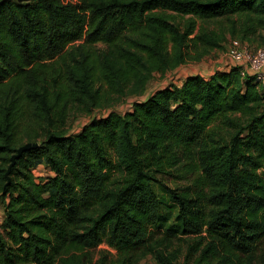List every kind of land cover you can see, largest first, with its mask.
<instances>
[{
	"label": "trees",
	"instance_id": "trees-1",
	"mask_svg": "<svg viewBox=\"0 0 264 264\" xmlns=\"http://www.w3.org/2000/svg\"><path fill=\"white\" fill-rule=\"evenodd\" d=\"M228 35L264 43V0H0V264H92L102 242L115 251L99 249L96 264H185L172 245L189 236L195 264H264V87L253 74H189L91 116ZM70 107L89 116L76 133L61 127ZM25 120L41 144L6 176ZM183 156L185 183L157 177ZM41 163L53 174L36 181Z\"/></svg>",
	"mask_w": 264,
	"mask_h": 264
},
{
	"label": "rangeland",
	"instance_id": "rangeland-1",
	"mask_svg": "<svg viewBox=\"0 0 264 264\" xmlns=\"http://www.w3.org/2000/svg\"><path fill=\"white\" fill-rule=\"evenodd\" d=\"M13 1L26 3L31 0H13ZM173 15L174 17L172 19L176 23H180V24H183L188 17L187 15H181L178 13H175ZM201 26L207 29H211L217 27V23L213 21H209L205 23L202 21H198L197 28ZM230 38L233 37L228 35L227 39L222 42V46L220 48L213 49L211 52L204 55L199 60H189L184 64L180 65L179 67H177L176 69L168 70L164 74H161L159 72L153 74V76L146 85L145 92L142 95L128 94L126 96H123L117 101L112 102L110 105H107L106 107L95 108L91 116H101L109 109H112L119 113H123L124 111L127 110V108L131 107L130 105L133 103V101L141 100L147 97L154 90L166 84L180 83L189 74L200 73L204 76H207L215 69L220 67V65H222L226 51L225 47L228 44ZM251 45L257 46L256 44H251ZM261 45L264 46V43L258 44V46ZM55 61L56 59L47 61L46 66L47 67L55 66ZM88 119L89 116L85 114L83 111L79 110V108L70 107L69 113L66 116L65 124L61 125V127L65 131H67V133H76L80 130L81 126L88 121ZM27 124H28L27 120H25L24 122L21 121L18 124V131H19L18 142L20 145L29 141V139L25 137L22 131V129H24ZM223 132L225 135H228L227 129H225ZM41 138L42 137L39 136L35 139L38 144H41ZM187 160L188 159L185 156H183L177 167L175 168L167 167L166 172L158 174L157 177L160 178L164 183H166L169 186L182 185L186 181V179L184 178L185 172L183 168V165L185 164L183 163H186ZM179 169L182 170V172H180ZM33 173L35 174L36 181H39L45 176H51L53 174L52 170L44 163L37 165V167L33 169ZM1 209H2V201L0 199V210ZM193 238L195 237L189 236L185 238L174 239V244L172 245V248H175L177 250L178 260L180 262H184L185 264H195L194 259L198 255V251L194 250V247H190L191 244H188L194 240ZM99 249H106L109 250L110 252L115 251L114 249L109 247V245H107L106 242L100 243L97 246V248L94 250L95 256L92 264H96L95 260L98 258ZM138 264H157V261L152 255L148 254L144 256Z\"/></svg>",
	"mask_w": 264,
	"mask_h": 264
},
{
	"label": "built area",
	"instance_id": "built-area-1",
	"mask_svg": "<svg viewBox=\"0 0 264 264\" xmlns=\"http://www.w3.org/2000/svg\"><path fill=\"white\" fill-rule=\"evenodd\" d=\"M225 50L227 63L224 66H238L242 75L253 74L264 87V46H253L238 38H230Z\"/></svg>",
	"mask_w": 264,
	"mask_h": 264
},
{
	"label": "water",
	"instance_id": "water-1",
	"mask_svg": "<svg viewBox=\"0 0 264 264\" xmlns=\"http://www.w3.org/2000/svg\"><path fill=\"white\" fill-rule=\"evenodd\" d=\"M37 145H38L37 142H33V141H28V142H26V143H23V144L19 145V146L17 147V149H16V152L13 153V154L11 155V162H10V164H9V166H8V169H7L6 173H5L6 176H8L9 171H10V168L14 165L15 160H16L18 157H20L21 154H22L24 151H26V150L29 149V148L36 147Z\"/></svg>",
	"mask_w": 264,
	"mask_h": 264
},
{
	"label": "crops",
	"instance_id": "crops-1",
	"mask_svg": "<svg viewBox=\"0 0 264 264\" xmlns=\"http://www.w3.org/2000/svg\"><path fill=\"white\" fill-rule=\"evenodd\" d=\"M226 63H227V58L224 56V60H223L222 65H220V67H218L217 69H219V70L228 69L226 66H224ZM3 217H4V207H3V204H2V209L0 210V223H1L2 219H3Z\"/></svg>",
	"mask_w": 264,
	"mask_h": 264
}]
</instances>
